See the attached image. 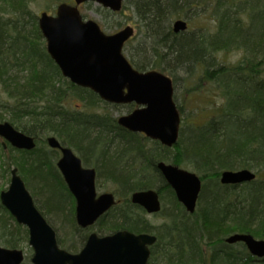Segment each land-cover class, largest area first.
Masks as SVG:
<instances>
[{"label":"trees","instance_id":"trees-1","mask_svg":"<svg viewBox=\"0 0 264 264\" xmlns=\"http://www.w3.org/2000/svg\"><path fill=\"white\" fill-rule=\"evenodd\" d=\"M28 1L0 0V90L7 96L2 107L8 116L0 117V122L33 137L37 148L25 152L7 146L4 150L0 144L11 159L2 174L7 176L16 168L25 185L26 178L36 181L40 176L44 186L55 193L61 191L66 200L61 209L62 223L70 225L76 234H71L69 244L57 236L58 245L76 253L86 236L74 223V200L55 167L56 153L45 145L49 136L78 153L84 166L94 167L97 180L105 178L115 186L119 203L98 221L102 236L122 230L157 236L148 264L257 262L243 245L228 246L224 240L236 233L264 240V0H246L242 5L236 0H132L142 42L150 43V56L141 63L129 60L131 65L140 72L158 70L168 75L175 69L192 72L198 66L205 81L213 82L223 98L221 114L216 118L202 127L181 129L172 149L153 143L147 152L143 140L119 128L110 114L90 112L98 105H108L61 76L46 53ZM192 10L216 15L214 35L171 30L169 20L173 16L187 17ZM237 15L246 16V24L236 19ZM230 50L242 51L238 66L215 63L217 53ZM76 102L81 103V109L75 107ZM124 108L132 111L133 106ZM186 130L188 137L183 140ZM112 143H117L113 152ZM159 162L191 167L200 175L203 186L193 215L177 203L156 169ZM137 164L144 166L141 172ZM136 167L139 170L134 173ZM238 168L254 171L257 179L240 187L219 184L222 171ZM48 179L56 185L52 187ZM154 188L162 202L166 201L163 194L169 195L173 206L167 214L162 207L159 216L165 222L156 229L139 222V208L129 201L132 193ZM37 208L46 219L51 217L42 203ZM27 241V230L0 204V244L20 249Z\"/></svg>","mask_w":264,"mask_h":264},{"label":"water","instance_id":"water-1","mask_svg":"<svg viewBox=\"0 0 264 264\" xmlns=\"http://www.w3.org/2000/svg\"><path fill=\"white\" fill-rule=\"evenodd\" d=\"M93 2L112 12H119L122 0H75V6L62 4L54 17L43 13L38 19L39 29L46 42V50L58 66L62 76L73 85L89 89L101 101L110 105L135 104L138 109L119 118L118 125L135 134H143L162 146L171 148L178 140L180 117L173 101L172 81L165 75L149 71L139 73L123 56L124 44L134 35V29L126 27L107 36L93 21H83L78 6ZM187 30L185 21H176L174 33ZM0 138L17 150L32 151V137L16 131L8 123H0ZM51 149L61 151L57 163L69 192L75 199V221L82 229L96 221L115 205L112 194L97 197L95 170H86L81 161L68 148L60 146L55 138H49ZM165 182L172 188L177 201L186 212L193 214L201 190V181L193 173L160 163L157 166ZM9 187L0 193L1 205L28 231V245L33 252L31 264H147L149 248L156 238L134 235L123 231L111 236L91 234L78 254H70L59 248L55 231L35 207L17 170L11 171ZM256 175L248 170L225 171L220 176L222 185L237 186L254 181ZM134 205L147 214L161 210L158 193L152 190L134 193ZM234 245L242 243L249 253L264 258V241L251 235L234 234L226 239ZM24 252L0 246V264H23Z\"/></svg>","mask_w":264,"mask_h":264},{"label":"rangeland","instance_id":"rangeland-1","mask_svg":"<svg viewBox=\"0 0 264 264\" xmlns=\"http://www.w3.org/2000/svg\"><path fill=\"white\" fill-rule=\"evenodd\" d=\"M69 1L71 0H29L27 2V7L32 16L36 17L38 21V17L41 15V13L46 12L49 16H53L54 11L59 4L64 2L68 3ZM245 1L246 0H236L239 5H242V3ZM131 2L132 0H126L121 13L115 16L109 14V12L107 11H104L101 7L94 3H88L84 5L80 13L85 20H91L97 23L106 35H113L126 26L134 27L135 38L125 46L123 54L128 60H133L134 62L141 63L143 61H146L150 56V51L147 52V44H149L150 46V43L142 42V36L140 34L141 32L136 25L137 21L133 14V8L130 5ZM179 19L187 21L189 27L187 33L193 32L197 36H212L216 32V15L213 12H205L204 10L196 12V10H192L190 11V13H187V17L184 16V14L175 15L169 20L171 21V30L173 29V23ZM236 19H240V21H243L244 24H246V16L237 15ZM215 59V63L218 65L229 68L235 67L242 62L243 53L240 50L220 52L215 55ZM197 68L198 66L193 68L192 72H187V70L185 69H175L172 74L169 73L170 75L164 73L172 79L174 84L173 99L181 118V129L190 127L192 125L195 127H202L206 122L209 121L210 118H216L221 114V107L223 105V98L220 94L221 91H218L213 82L205 81V78H203V74ZM6 99L7 96L4 95L0 90V117L4 118H8L5 109L2 107V102L5 103ZM75 107L77 109H81L82 105L81 103L76 102ZM90 112L110 114L113 118L117 119L122 115L128 114L129 111L124 107L98 105V108H92V111ZM187 132L188 130H186L184 135L182 134V138H184L183 140L188 137ZM140 138L143 140L142 142L144 144L146 152L147 150L153 148L154 142L149 141L144 137ZM1 143L2 141L0 140V144ZM116 147L117 143H112L110 151L113 152ZM164 155L169 156L170 154L164 153ZM8 163H11L10 154L0 149V193L6 191L9 187L10 174H8L7 176L2 174V170ZM168 163L169 162H167V164ZM139 165L140 164H137L136 166L140 170L136 167L134 173L138 172V170L139 172H141V169L144 168V166L141 168L139 167ZM181 169L189 171L191 173H195L200 177V175L197 174L191 167H181ZM235 170L240 169L238 168ZM26 181V187L31 196H33V193L37 195V198L35 196L33 197L36 207H38L39 204L42 203L48 210L51 211V217L49 216L46 220L49 221L51 227L57 233L58 238L66 241V243L69 244V238H71V234H76V232H74V229L70 225L64 222L62 223L63 214L61 209H63L66 200L61 196V191H59V193L58 191L57 193H55L54 191L49 189L50 186H44V184L40 182V176H38L36 181L29 178H26ZM48 182L51 183L52 187L56 185L54 181L50 179H48ZM33 183H36L35 186L38 185L37 189L40 190L39 193L36 192V188ZM115 189V186L109 181H106L105 178L97 180L96 192L98 195L104 193L115 194ZM153 190L157 191V189L155 188ZM163 199L166 200L165 202L161 201L163 211L167 214L168 211L171 212V210L173 209V206L170 205L172 199L169 195H165V193L163 194ZM140 218L141 219L139 222L147 225V227H151L152 229L160 227L165 222L164 218L160 216H148L145 214H141ZM83 232L86 238L91 233L101 235L97 224ZM79 235L82 237V232ZM0 246L4 247L1 244ZM20 249L25 253L26 260L24 264H31L30 259L32 257V251L28 246V241ZM80 250L81 246L76 250V253L73 254H77ZM251 264H264V262H253Z\"/></svg>","mask_w":264,"mask_h":264},{"label":"flooded vegetation","instance_id":"flooded-vegetation-1","mask_svg":"<svg viewBox=\"0 0 264 264\" xmlns=\"http://www.w3.org/2000/svg\"><path fill=\"white\" fill-rule=\"evenodd\" d=\"M125 1H126V0H122V8H121V11H122L123 8H124ZM89 3H90V2H89ZM62 4H67V5H70V6H75V0H71V1H69L68 3H66V2L61 3V4H59L58 6H60V5H62ZM86 4H88V3H84V4H81L80 6H78L79 13H80L82 7H83L84 5H86ZM58 6H57V7H58ZM57 7H56V9H55V11H54V14L56 13ZM101 8H102V7H101ZM102 9H103V8H102ZM103 10L109 12V14L114 15V16H115V15H119V14L121 13V11L118 12V13H113V12H110L109 10H106V9H103ZM47 14H48V13H47ZM80 15H81V13H80ZM81 16H82V15H81ZM82 18L84 19V17H82ZM84 20H85V19H84ZM101 30H102V29H101ZM54 152L58 153V156H59V157L61 156L59 150H55Z\"/></svg>","mask_w":264,"mask_h":264}]
</instances>
